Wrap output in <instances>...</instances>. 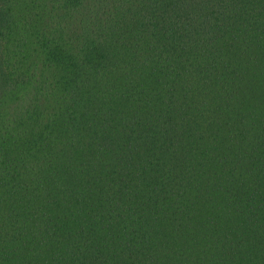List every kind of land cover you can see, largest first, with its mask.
<instances>
[{
  "label": "trees",
  "instance_id": "16d2710c",
  "mask_svg": "<svg viewBox=\"0 0 264 264\" xmlns=\"http://www.w3.org/2000/svg\"><path fill=\"white\" fill-rule=\"evenodd\" d=\"M0 264H264V0H0Z\"/></svg>",
  "mask_w": 264,
  "mask_h": 264
}]
</instances>
